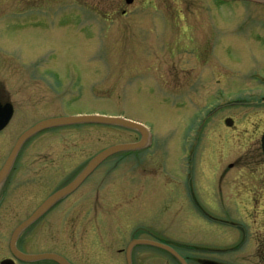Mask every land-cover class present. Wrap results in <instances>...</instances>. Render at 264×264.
Segmentation results:
<instances>
[{
  "label": "rangeland",
  "instance_id": "374dc122",
  "mask_svg": "<svg viewBox=\"0 0 264 264\" xmlns=\"http://www.w3.org/2000/svg\"><path fill=\"white\" fill-rule=\"evenodd\" d=\"M100 1L102 6L114 7L118 0ZM97 2L0 0V61L29 65L27 61L42 60L32 68L51 87L50 91L35 88L28 79L21 85L9 81L10 85L5 80L9 74L0 70V80L17 104L7 134L14 139L40 120L76 114L121 116L151 128L149 148L111 156L80 190L83 201L90 202L100 217L115 222L106 224L113 235L123 237L116 246H126L133 232L140 239L195 244L200 241L188 237L199 232L207 238L237 234L234 227L209 221L206 214L233 224L249 212L264 221V190L253 188L260 201L255 207L254 202L249 205L251 210L228 191L242 181L251 182L243 180L242 171L255 172L264 182V156L255 154L258 140L251 132L257 123H264V114L251 117L224 109L206 118L220 101L237 98L238 89L255 86L246 72L264 75L260 54L264 49H257L255 42L264 29V4L163 0L162 6L178 8L180 17L159 18L162 21L155 23H170L174 30L157 25L139 33L115 22L104 28L108 23L93 20L86 7H99ZM30 5L44 6L45 11ZM15 62L11 65L17 66ZM227 117L248 129L247 139L233 129L236 126L225 125ZM140 136L136 130L113 125L80 124L45 130L31 138L24 150L28 155L48 150L64 153L68 160L61 174L67 180L99 151L139 141ZM40 189L45 195L46 189ZM28 196L40 197L39 193ZM58 225L53 223L52 231ZM47 235L29 250L63 253L70 247L63 234ZM89 240L81 246L97 245ZM250 258L245 256L240 264H253Z\"/></svg>",
  "mask_w": 264,
  "mask_h": 264
},
{
  "label": "flooded vegetation",
  "instance_id": "af4514ba",
  "mask_svg": "<svg viewBox=\"0 0 264 264\" xmlns=\"http://www.w3.org/2000/svg\"><path fill=\"white\" fill-rule=\"evenodd\" d=\"M162 4L163 0H118L116 5L111 7L102 6L99 0V2L95 4L99 7H86V9L92 13L93 20L99 21L101 19L103 22L108 23L103 24L104 28L106 25L115 22L121 26L123 25V27H131L132 30L139 31V33H141L140 30L147 29L148 26L154 27L157 25L161 27L166 26V28H169L168 30L172 31L174 30V26L170 25V23L162 24V22L155 23V21L177 19L180 17V10L173 6L168 7L165 4L162 6ZM29 8H44L43 12L45 11L44 6L37 7L30 5ZM175 14L178 15L174 16ZM152 19L154 22L148 21V23H146L147 20ZM108 27L109 26L106 28L108 29ZM262 27L264 28V25H262ZM139 33H136L134 36H138ZM255 42L256 45L258 44L256 47L257 49L259 47L264 49V29L262 33L256 36ZM135 46L137 47V45ZM260 54L264 55V52ZM14 62L15 61H0V70L4 68L5 73L9 74L8 77H5L6 82L10 85L11 83L12 85H21L24 80L28 79L35 88H48V91L51 90V87L48 86L49 83L46 80L47 78L44 76H37L34 68H32L40 64L42 60L27 61L30 63L29 65L27 64L28 66L24 64L20 65L19 63L16 64V62L15 64L17 66L11 65V63ZM11 68L15 71L13 74L9 71ZM246 73L248 79L255 84V86L248 90L238 89L237 98L229 101L228 104L231 107L228 106L229 108L226 107L225 110L236 108L239 113H245L251 117H253V115L258 117L264 114V75L257 72L251 73L250 71ZM12 75H16L17 78ZM15 80H17V82H14ZM233 102L235 104H232ZM9 104L13 106L14 111L10 120L11 122L15 117L17 104L11 100V95L8 92L6 83L1 79L0 105L3 107ZM9 124L0 131V170L8 159L16 140L20 134L27 129L22 130L12 139L10 137L11 134H7ZM263 124V122L260 124L257 123L256 129L251 131L252 135L255 133L253 136L258 140L255 154L262 156H264L262 148V137L264 134ZM235 126L236 128L233 129L244 133L245 137L243 138L247 139L246 135L248 129L245 127L243 128L241 123L238 125L233 123L232 127ZM239 135L243 134L240 133ZM31 138L28 139L19 150L9 173L2 184H0V264H58L49 259L36 261H23L18 259L11 251L12 236L15 229L21 223L29 219L36 209L52 193L71 182L85 167L82 166L71 176V179L63 180L64 177L62 176L63 173L61 174V167H64L65 161L68 160L65 154L60 151L48 150L32 152L28 155L24 148L27 143L30 142ZM230 168L232 169L234 167L230 166ZM190 169L192 170V167H190ZM94 172L86 179L88 180ZM242 172L239 175L243 177V180L250 179L251 182L242 181L239 187L232 186L228 191L233 193L232 195L236 196V198L238 197L247 210H251L248 206L254 202L253 204L255 207V203L260 201V199L256 198V190L253 188L264 190V182L259 181L261 178L255 172H252L250 175L246 172ZM58 175L59 177H57ZM224 175L225 170L223 171V176ZM192 177L193 174L192 171H190L189 187L191 186ZM84 182L73 192L57 201L50 209L20 232L15 242L20 252L25 254L55 253L64 257L70 264H184L180 258L183 259L186 264H240L247 255H251L250 259L253 264H264V221H259L257 219L259 215L256 216L253 215L254 213L250 214L249 212L245 219L242 218L240 220V223L233 222V224L218 221L206 214V217H204L209 221L220 223V225L232 226L237 231V234H231V237L216 236L207 238V235L199 232L198 235H193L192 238L188 237L190 241H200L198 244L177 240L161 241L171 246L176 253L175 255L169 251L153 246L142 247L136 245L129 251L128 244L133 238H136L135 235L137 232H133L129 237L127 236L129 242L126 246H116L123 237L120 236V238H118L111 233L112 231L107 230L110 225L106 223L111 222L112 224L115 223L114 221L109 220L106 216L100 217L98 211L96 212V210H93L94 208L91 207L90 202L86 203L83 201L84 194L80 190ZM40 188L46 189L45 195L43 194L44 190ZM49 188L53 189L47 192ZM37 189L40 190L37 191ZM38 193L40 195L38 199H36V197L30 199L28 196V194H36L37 196ZM263 196L264 194L261 196L262 200ZM85 197H87V195ZM85 203L86 208L84 209ZM177 206L180 207L179 204H177ZM53 223L59 225L52 231ZM127 223H129V220ZM38 228L39 230H37ZM79 229H81V231H79ZM51 232L57 235L63 234L64 236H61L67 239L70 247H66V251L63 253L56 249H44L34 252L29 250L30 248H34V246L37 247V243L39 242L37 239H44L48 236L47 233L51 234ZM45 234L47 236H45ZM71 234H77L79 238L75 236L72 237ZM90 238L92 243L97 245L101 243L103 246H81L82 244L89 243ZM46 243L45 241V244ZM147 250L155 251L148 252ZM164 256L166 257L165 262L162 261Z\"/></svg>",
  "mask_w": 264,
  "mask_h": 264
},
{
  "label": "water",
  "instance_id": "95a60500",
  "mask_svg": "<svg viewBox=\"0 0 264 264\" xmlns=\"http://www.w3.org/2000/svg\"><path fill=\"white\" fill-rule=\"evenodd\" d=\"M247 1H252L256 3H264V0H247ZM12 115H13V109L11 106L0 107V130L3 129L8 124ZM226 122L228 125L232 124L231 120H227ZM82 123L118 125V126H122L128 129H135L139 131V133L141 134V140L136 143L114 145L98 153L95 157H93L90 160V162H88V164L82 170V172H80V174L71 183H69L67 186L57 191L56 193H54L34 212V214L27 221L23 222L21 225L17 227L12 237V240H11V250L16 257L22 260L32 261V260L47 258V259H53L60 264H68L64 258L58 255H55V254H44V255L21 254L15 247V242L17 240V237L19 236L20 232L25 227H27L31 222L37 219L38 216L43 214L47 209H49L59 199L63 198L64 196L71 193L74 189H76L83 182V180L106 158L116 153L122 152V151H130V150L143 148L147 144L148 132L146 128L138 122L131 121L125 118L108 117V116H101V115H78V116L49 118V119L43 120L35 124L34 126L29 128L19 137V139L17 140L12 150V153L9 159L7 160V163L5 164L4 168L0 172V184L5 180L15 155L17 154V152L19 151L23 143L28 138H30L31 136L35 135L36 133H38L39 131L43 129L59 127V126H66V125H73V124H82ZM262 145H263V150H264V136L262 139ZM135 243L153 245V246L166 249L170 252L173 251L170 247H168L165 244L147 241V240H142V241L135 240L130 244V247H132ZM182 262L186 264L184 260H182Z\"/></svg>",
  "mask_w": 264,
  "mask_h": 264
},
{
  "label": "bare ground",
  "instance_id": "6f19581e",
  "mask_svg": "<svg viewBox=\"0 0 264 264\" xmlns=\"http://www.w3.org/2000/svg\"><path fill=\"white\" fill-rule=\"evenodd\" d=\"M104 161H105V160H104ZM104 161H103V162H104Z\"/></svg>",
  "mask_w": 264,
  "mask_h": 264
}]
</instances>
